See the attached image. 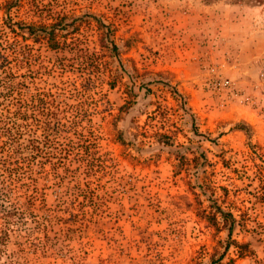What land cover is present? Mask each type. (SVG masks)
Listing matches in <instances>:
<instances>
[{"label":"rangeland","instance_id":"1","mask_svg":"<svg viewBox=\"0 0 264 264\" xmlns=\"http://www.w3.org/2000/svg\"><path fill=\"white\" fill-rule=\"evenodd\" d=\"M0 264H264V0H0Z\"/></svg>","mask_w":264,"mask_h":264}]
</instances>
